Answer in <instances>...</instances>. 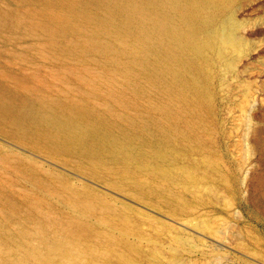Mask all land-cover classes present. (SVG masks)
I'll use <instances>...</instances> for the list:
<instances>
[{"label":"rangeland","instance_id":"1","mask_svg":"<svg viewBox=\"0 0 264 264\" xmlns=\"http://www.w3.org/2000/svg\"><path fill=\"white\" fill-rule=\"evenodd\" d=\"M0 76V264H264V0H0Z\"/></svg>","mask_w":264,"mask_h":264},{"label":"crops","instance_id":"2","mask_svg":"<svg viewBox=\"0 0 264 264\" xmlns=\"http://www.w3.org/2000/svg\"><path fill=\"white\" fill-rule=\"evenodd\" d=\"M28 96H30V91L26 89L22 84L14 83V82L8 83L4 77L0 76V98L2 99V103L0 104V116L1 115L4 116L5 112L13 111V109H11V107L8 105V102H6L7 100L5 99H8V98L18 99V98L28 97ZM38 107H46L45 102L41 103V105H38ZM28 158H31V157L28 156ZM50 167L54 168L53 166H50Z\"/></svg>","mask_w":264,"mask_h":264},{"label":"bare ground","instance_id":"3","mask_svg":"<svg viewBox=\"0 0 264 264\" xmlns=\"http://www.w3.org/2000/svg\"><path fill=\"white\" fill-rule=\"evenodd\" d=\"M254 116H251L250 117V125H251V122L254 121ZM250 126H249V129H248V139H247V145L249 146V153H253L254 150L256 149L257 147V144L258 143H255L257 140L259 142V139H258V136L257 134L253 135L252 137L250 136ZM253 141V142H252Z\"/></svg>","mask_w":264,"mask_h":264},{"label":"water","instance_id":"4","mask_svg":"<svg viewBox=\"0 0 264 264\" xmlns=\"http://www.w3.org/2000/svg\"><path fill=\"white\" fill-rule=\"evenodd\" d=\"M55 169H56V171H58V172H60V173H62V174H66V175H68L67 174V172L65 171V170H63V169H61V168H58V167H54ZM87 184H89L90 186H93V187H96V185H94L93 183H91V182H89V181H85Z\"/></svg>","mask_w":264,"mask_h":264}]
</instances>
